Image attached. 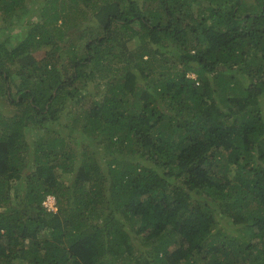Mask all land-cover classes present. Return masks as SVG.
Returning a JSON list of instances; mask_svg holds the SVG:
<instances>
[{
	"label": "trees",
	"instance_id": "1",
	"mask_svg": "<svg viewBox=\"0 0 264 264\" xmlns=\"http://www.w3.org/2000/svg\"><path fill=\"white\" fill-rule=\"evenodd\" d=\"M144 2L0 0V264H264V0Z\"/></svg>",
	"mask_w": 264,
	"mask_h": 264
},
{
	"label": "rangeland",
	"instance_id": "2",
	"mask_svg": "<svg viewBox=\"0 0 264 264\" xmlns=\"http://www.w3.org/2000/svg\"><path fill=\"white\" fill-rule=\"evenodd\" d=\"M41 1V0H38V2ZM139 2L141 3V7H143V3L145 4L144 0H139ZM27 3V1H26ZM151 4V3H150ZM213 5L215 6L216 5V2H213ZM2 16L0 15V24H1V19ZM2 26V25H1ZM0 26V27H1ZM7 31H9L10 33L12 32V30L10 29V27L7 29ZM1 37V35H0ZM168 45H171V44H168ZM131 48H134L136 47V42H131L130 45H129ZM188 76L190 77H194L195 75L191 72L188 74ZM102 80L100 79H96L95 81H93L92 83H88L86 84L85 86V90H88L87 91V95L88 94H91L90 92L93 91V87L95 86V83L96 82H101ZM93 98L96 97V96H92ZM92 97H86L87 101L86 102H90L93 98ZM2 98L4 99V97L2 96ZM5 100V99H4ZM3 105V108H7V107H11L5 103H2L3 101H0ZM61 107H62V113L61 115L63 116L60 120H57V121H53L50 125L56 130L58 131V133L60 134L61 133H67V134H76V131L73 132L72 129H70L71 127V120H72V117H74V113L76 115V110L74 112L71 111V106H70V103H66V104H61ZM10 110V109H9ZM66 112V113H65ZM67 115V116H66ZM66 116V117H65ZM44 128H42L41 130H36V129H26V134H27V137L29 138V143H33V141L39 139L40 137H43L45 138V132L43 131ZM230 173L233 174V170H230ZM65 179H68V176L65 177ZM17 187H12L11 188V192H10V195L9 197L12 199V202L16 203V198L14 196L15 194V191H16ZM45 235V233H44Z\"/></svg>",
	"mask_w": 264,
	"mask_h": 264
},
{
	"label": "built area",
	"instance_id": "3",
	"mask_svg": "<svg viewBox=\"0 0 264 264\" xmlns=\"http://www.w3.org/2000/svg\"><path fill=\"white\" fill-rule=\"evenodd\" d=\"M44 205L47 206L49 209H55V199L51 195H47L44 201Z\"/></svg>",
	"mask_w": 264,
	"mask_h": 264
},
{
	"label": "clouds",
	"instance_id": "4",
	"mask_svg": "<svg viewBox=\"0 0 264 264\" xmlns=\"http://www.w3.org/2000/svg\"><path fill=\"white\" fill-rule=\"evenodd\" d=\"M190 77V76H189ZM195 77V76H194Z\"/></svg>",
	"mask_w": 264,
	"mask_h": 264
}]
</instances>
